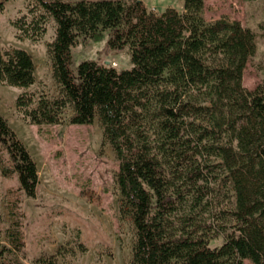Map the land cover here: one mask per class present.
<instances>
[{
    "label": "trees",
    "instance_id": "16d2710c",
    "mask_svg": "<svg viewBox=\"0 0 264 264\" xmlns=\"http://www.w3.org/2000/svg\"><path fill=\"white\" fill-rule=\"evenodd\" d=\"M38 4L12 25L20 39L40 42L54 21L49 48L60 96L22 94L16 108L38 128L60 125L69 108L73 126L99 118L120 163V219L130 218L137 233L130 264H264V82L253 91L243 86L256 34L226 17L208 23L205 0L161 13L145 0ZM104 33L110 51H128L132 68L83 62L74 69L73 49L101 42ZM0 84H36L26 51L0 55ZM0 173L16 176L19 192L37 198V164L1 115ZM222 176L234 209L222 214L229 225L220 226L211 201ZM7 208L9 248L0 244V264H22L25 216L11 191ZM216 235L224 243L211 248Z\"/></svg>",
    "mask_w": 264,
    "mask_h": 264
},
{
    "label": "rangeland",
    "instance_id": "374dc122",
    "mask_svg": "<svg viewBox=\"0 0 264 264\" xmlns=\"http://www.w3.org/2000/svg\"><path fill=\"white\" fill-rule=\"evenodd\" d=\"M0 3H4L0 14V55L12 49L26 51L34 61L36 77V84L27 90L0 84V115L29 151L41 181L37 198L31 200L19 192L16 176L6 179L0 173V244L9 248L7 201L11 191L21 201L25 216L22 264H35L39 259L55 264H130L137 233L130 218L120 219L121 195L116 182L120 163L105 140L99 118L92 125L73 126L70 124L73 111L69 108L60 125L38 128L29 125L16 108L22 94H33L36 99L41 94L50 98L60 96L49 48L55 40L56 24L49 19L47 34L40 42L20 39L12 24L31 9H37L38 0H0ZM145 4L159 13L170 7L182 11L184 0H145ZM205 7L208 23L226 17L241 22L256 34L257 53L243 78V86L255 90L264 82V1L205 0ZM107 41L108 33H104L99 43H79L73 49V68L83 62H95L109 66L115 63L118 72L130 70L128 51H110ZM212 188L211 216L219 218L216 224L222 226L228 223L222 214L234 209L233 193L223 176ZM206 219L210 216L206 215ZM223 243L224 237L216 235L210 246L218 248Z\"/></svg>",
    "mask_w": 264,
    "mask_h": 264
},
{
    "label": "built area",
    "instance_id": "2783aa9c",
    "mask_svg": "<svg viewBox=\"0 0 264 264\" xmlns=\"http://www.w3.org/2000/svg\"><path fill=\"white\" fill-rule=\"evenodd\" d=\"M111 67L115 69L117 65L115 63H112Z\"/></svg>",
    "mask_w": 264,
    "mask_h": 264
},
{
    "label": "water",
    "instance_id": "95a60500",
    "mask_svg": "<svg viewBox=\"0 0 264 264\" xmlns=\"http://www.w3.org/2000/svg\"><path fill=\"white\" fill-rule=\"evenodd\" d=\"M106 66H109V63H107Z\"/></svg>",
    "mask_w": 264,
    "mask_h": 264
}]
</instances>
